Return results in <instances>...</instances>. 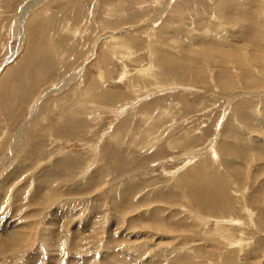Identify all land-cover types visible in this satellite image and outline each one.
<instances>
[{
  "label": "rangeland",
  "instance_id": "rangeland-1",
  "mask_svg": "<svg viewBox=\"0 0 264 264\" xmlns=\"http://www.w3.org/2000/svg\"><path fill=\"white\" fill-rule=\"evenodd\" d=\"M31 2L0 0V181L30 180L0 264H264V0H41L21 25Z\"/></svg>",
  "mask_w": 264,
  "mask_h": 264
},
{
  "label": "bare ground",
  "instance_id": "bare-ground-1",
  "mask_svg": "<svg viewBox=\"0 0 264 264\" xmlns=\"http://www.w3.org/2000/svg\"><path fill=\"white\" fill-rule=\"evenodd\" d=\"M40 1L41 0H34V2H31V3H29V5L28 6H26V8L23 10V13H22V15H21V25L23 24V22H24V20H25V17H26V9H29V8H31V6L34 4V3H40ZM232 14V13H231ZM25 23V22H24ZM22 28H23V26H22ZM244 29V28H243ZM242 31V30H241ZM240 31V32H241ZM243 32V31H242ZM251 34V33H250ZM222 36V35H221ZM223 37V39L224 40H226L225 42H229V41H231L232 40V38L231 37H229V38H226V37H224V36H222ZM115 38V37H114ZM227 44H230V43H227ZM232 44V43H231ZM231 49H232V47H231ZM164 50V49H163ZM17 51V50H16ZM167 53V52H166ZM169 53V52H168ZM171 54V53H170ZM12 58H13V55H12ZM11 59V58H10ZM10 59H9V61H10ZM159 59V58H158ZM12 62V61H11ZM9 63V62H8ZM172 64V63H171ZM173 65H174V67L173 68H171L170 70H168L167 69V73L169 74V75H171V76H175V79H179V81H180V83H182V84H185V81H190V78H192L191 77V74H190V78H188L187 80L184 78V75L186 74V73H189V72H187L186 71V73L185 74H183L180 70H179V68H181V66L178 64H174L173 63ZM175 65H177L176 67H175ZM39 66V65H38ZM181 70H182V68H181ZM187 70V69H186ZM248 74V73H247ZM188 75V74H187ZM193 75V74H192ZM194 75H195V73H194ZM246 76V75H245ZM186 77H189V76H186ZM197 77V76H196ZM194 78H195V76H194ZM196 79V78H195ZM187 81V83L189 84L190 82H188ZM191 81H193L194 82V80H193V78H192V80ZM226 83L228 84L227 85V87H226V89H228L230 86H232V88L233 89H235L234 88V85L232 84L231 85V79H227V80H222V83H221V85H220V87H224L225 85H226ZM217 84V83H216ZM23 92H25V91H23ZM244 93H247V91H243ZM237 93H239V92H237ZM236 93V94H237ZM241 93V92H240ZM235 94V93H234ZM183 101V100H182ZM240 105V104H239ZM156 107V106H155ZM157 107H158V105H157ZM156 107V108H157ZM240 108H238V110L239 111H241V113L240 114H238L239 116L237 117V114H236V117L237 118H240L241 117V115L244 113V110H243V107H242V105L241 106H239ZM236 108V107H235ZM237 110V111H238ZM145 111V110H144ZM146 111H148V110H146ZM236 111V112H237ZM125 112V111H124ZM150 112V111H149ZM152 112V111H151ZM155 112V111H154ZM154 112H152V113H154ZM164 112H166V111H164ZM146 113V112H145ZM144 113V114H145ZM151 113V114H152ZM234 113V112H233ZM238 113V112H237ZM149 115H150V113H149ZM157 114H153L152 116H156ZM160 115V114H159ZM144 116H146V114L144 115ZM151 116V117H152ZM147 117H148V115H147ZM147 117H146V120H147ZM150 117V116H149ZM220 117V116H219ZM145 118V117H144ZM154 118H157V117H154ZM153 119V118H152ZM158 120V119H157ZM159 120H160V118H159ZM124 121V120H123ZM122 121V122H123ZM230 119L228 120V125L230 124ZM125 122H127V121H125ZM149 122H150V120H149ZM124 123V122H123ZM151 124V123H150ZM122 125V123L120 124V125H118L116 128V131H114L113 130V132L110 134L111 136V141H113L114 143H119L120 141H121V134H120V126ZM154 125L156 126V127H158V123H156V120L154 121V123L150 126V128L148 129V132H149V134H152V129H153V127H154ZM154 130V129H153ZM146 131H147V129H146ZM30 132V131H29ZM154 132V131H153ZM25 133H26V131H25ZM25 133H24V135H25ZM122 133H124V132H122ZM146 134V133H145ZM23 135V136H24ZM185 135V134H184ZM26 136V135H25ZM142 136H144V135H142ZM154 136V135H153ZM185 137V136H184ZM17 138V137H16ZM137 138V137H136ZM153 138V137H152ZM18 139V138H17ZM144 141V140H143ZM187 141V140H186ZM148 142V141H147ZM173 142V141H172ZM143 143V142H142ZM145 143V142H144ZM186 143V142H185ZM189 143V142H188ZM138 144V143H137ZM141 145V144H140ZM150 145V144H149ZM187 145V144H186ZM230 145V144H229ZM228 145V143H227V146H229ZM95 147L93 148L95 151H99L98 149H99V147H98V145L96 144V145H94ZM169 146L171 147V146H173L172 145V143H171V140L169 141ZM185 146V145H184ZM227 148V147H226ZM225 148V149H226ZM215 151V150H214ZM217 151V150H216ZM215 154V153H214ZM224 157V156H223ZM221 158V157H220ZM225 159H227V158H225ZM229 159V158H228ZM13 161V160H12ZM227 160H225V162H226ZM67 164H70V163H67ZM228 164V163H227ZM57 165H59V163H58V161H57ZM18 166V165H17ZM53 167H54V169H55V167H56V164H54L53 165ZM65 167V166H64ZM85 168V167H84ZM20 168H17V167H15V166H13V168L10 170L11 171V173H13V172H16V171H20L19 170ZM53 169H49V172L50 171H52ZM46 171H48L47 169H46ZM46 175V173H43V171L42 170H40V172H37V174H36V182H34L33 184L35 185H33L34 187H33V189H31L32 191H30V195H28V202H23V205L22 206H24V208H28L30 205H31V201H33V199L35 198V197H37L40 193H41V191L44 189V186H48V185H50V181L48 180V179H45L44 178V176ZM32 176V175H31ZM49 176V175H48ZM28 178H30V177H28ZM34 178V177H33ZM41 178V179H40ZM94 178L95 177H93V178H91L90 177V179H87L88 180V183L87 184H92L93 183V181H94ZM31 179V178H30ZM16 181V178H9L8 176H5L1 181H0V203H1V201H3L2 199H3V196L5 195V193H6V190H7V187H8V185L10 184V183H14V182ZM26 182H25V185H21L20 183L18 184L17 182L16 183H14L15 185H16V189L14 190L15 191V195L16 196H18V195H20V196H18V197H16V199L15 200H17V199H23V196L24 195H21V193H22V189H26V187L27 186H29L30 185V180H25ZM82 181V180H81ZM60 182V181H59ZM58 182V183H59ZM77 182H79V181H76L75 183H77ZM61 183V182H60ZM80 184H81V182H79ZM85 183V182H84ZM83 183V184H84ZM18 184V185H17ZM82 184V185H83ZM71 186H72V188H74V189H72L71 188V193L73 194V193H77L78 192V190H79V184L77 183V184H74L73 183V181L71 182V184H70ZM10 186V185H9ZM71 186H69V187H71ZM132 187H134V189H132ZM55 189V188H54ZM53 189V190H54ZM62 189V188H61ZM52 190V194H51V199L49 200V201H51L52 199H56V201H59L60 200V198H61V194L62 193H58V192H54ZM56 190V189H55ZM136 191V189H135V186L134 185H132L131 186V188H130V192H122L121 193V202H120V204L122 205V206H124V205H126V203H127V201H128V199H129V196H130V194L131 193H133V192H135ZM25 193V191L23 192V194ZM71 195V194H70ZM74 195H71L70 197H72V198H74L73 197ZM5 197V196H4ZM26 198V197H25ZM78 198V197H77ZM27 199V198H26ZM26 199H24L25 201H26ZM22 202V201H21ZM20 202V203H21ZM48 202V201H47ZM46 202V203H47ZM15 203H17V201L15 202ZM16 205V204H15ZM17 206V205H16ZM20 207V206H19ZM13 208H15V207H13ZM60 208V207H59ZM16 209V208H15ZM17 209H18V207H17ZM23 209V208H22ZM15 211V210H14ZM14 211H13V213H14ZM21 211V210H20ZM25 211V210H24ZM27 212H30V211H27ZM31 213V212H30ZM15 214V213H14ZM31 215V214H30ZM236 220V219H235ZM236 223V222H235ZM14 232H16V231H14ZM13 235V234H12ZM25 241H27L28 242V238H26V237H23L22 236V233H21V231H18L17 230V233L14 235V236H12L10 239H8L7 240V238L5 239H2V238H0V254H5V253H7L8 251H11L12 249H16V248H22V246L26 243ZM25 242V243H24ZM73 243H74V240H73ZM52 245H54V246H56V244L55 243H52ZM53 246V247H54ZM52 247V248H53ZM57 247V246H56ZM44 248H46V247H44ZM39 249V248H38ZM36 251V250H35ZM50 251H52V250H50ZM50 251H49V253H50ZM116 254V253H115ZM42 255V254H41ZM119 255V254H118ZM33 256V255H32ZM139 257H140V255H139ZM154 257V256H153ZM113 258H115V257H113ZM147 261H149V260H147ZM150 262V261H149ZM152 262V261H151ZM41 264V263H40ZM54 264V263H53ZM111 264H113V262L111 263ZM146 264V263H145Z\"/></svg>",
  "mask_w": 264,
  "mask_h": 264
}]
</instances>
